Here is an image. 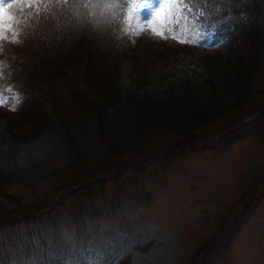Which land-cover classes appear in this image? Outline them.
<instances>
[{
    "label": "trees",
    "instance_id": "16d2710c",
    "mask_svg": "<svg viewBox=\"0 0 264 264\" xmlns=\"http://www.w3.org/2000/svg\"><path fill=\"white\" fill-rule=\"evenodd\" d=\"M217 8L219 15L207 22V40L180 45L151 39L152 47L143 49L135 40L139 37L124 34L120 20L127 9H114L112 20L111 13L102 17L100 9L65 0H30L21 14L11 16L19 42H2L0 87L14 90L6 95L22 97L18 110L32 116L27 124L33 122L35 128L16 135L10 129L14 116L0 107L1 125H7L0 128V160L6 166L16 160L34 173L41 172L40 163L52 186L64 174L63 183L56 184L78 183L64 189L70 198L49 212L52 220L62 222L61 231L43 229L41 234L34 227L32 242L15 248L18 264H89L102 253L110 259L124 236L156 242L142 250V243H133L117 264H172L165 245L158 243L171 237L161 228L105 221L128 203L120 197L100 208L96 197L113 179L119 183L126 171L107 182L108 172L100 170L106 180H98L102 173L95 163L115 165L119 154L138 157L158 130L200 137L258 101L260 93L253 86L264 65V0L201 5L208 12ZM210 39L223 41L213 46V54H208ZM146 162L138 161L132 174L143 175ZM10 169L4 170L0 161V189L17 174ZM25 175L32 185L42 182L40 176ZM22 222L18 224L28 226L33 219Z\"/></svg>",
    "mask_w": 264,
    "mask_h": 264
},
{
    "label": "rangeland",
    "instance_id": "374dc122",
    "mask_svg": "<svg viewBox=\"0 0 264 264\" xmlns=\"http://www.w3.org/2000/svg\"><path fill=\"white\" fill-rule=\"evenodd\" d=\"M29 1L10 0L6 13L21 14ZM151 39V33L145 31L135 40L143 49L152 47ZM214 49L209 48L208 54H213ZM253 87L260 93L255 104L236 111L200 137L192 136V140L178 132L158 130L138 157L126 159L119 154L115 165L111 161L95 163L96 171L106 170L109 174V179L102 173L98 180L109 182L117 173L126 171L119 183L113 179L96 197L100 208L106 203L109 207L120 197L128 203L105 221L134 224L152 231L161 228L171 237L158 243L165 245L172 264H264V65ZM1 108L14 116L11 117L16 122L10 124V129L16 135L35 128L33 122L27 124L31 115L25 117L20 109L13 112L8 107ZM0 128H7L6 123L0 122ZM0 161L4 170L10 167V172H17L9 176L7 187L0 189V264L3 259L9 264L18 262L16 246L32 242L34 227L41 234L43 229L47 233L61 231L62 222L52 220L49 212L58 202L70 198L64 189L78 187V183H64L63 187L56 184L63 183L64 174L52 186L47 170L38 162L40 173L27 172L16 160L11 164L7 161V166L6 161ZM138 161L149 165L141 176L133 175L131 170ZM25 174L40 176L41 184L28 183ZM116 184L126 190L117 191ZM104 194L106 197H102ZM23 218L33 219V223L18 224L23 223ZM58 224L60 228L56 227ZM153 242L156 239L144 236L141 250ZM34 262L30 260L28 264Z\"/></svg>",
    "mask_w": 264,
    "mask_h": 264
},
{
    "label": "snow or ice",
    "instance_id": "6c2138e0",
    "mask_svg": "<svg viewBox=\"0 0 264 264\" xmlns=\"http://www.w3.org/2000/svg\"><path fill=\"white\" fill-rule=\"evenodd\" d=\"M215 3V0H212ZM241 0H229V3H240ZM247 2V0H243ZM65 3H71L85 8L100 9V15L103 17L111 13V19H116L114 9H120L123 12L127 9L126 19L121 17V24L124 26V33L129 36L139 37L143 32L149 31L151 38L157 41H172L180 45L199 44L209 37L207 32V22L213 15H219L220 9L208 12L201 9V5H207L209 0H65ZM10 7L5 0H0V47L2 42L9 41L18 43L17 33L13 31L15 22L11 16L6 13V8ZM79 15V13H77ZM111 23V20L106 21ZM95 26H99V22ZM215 24L212 25L214 29ZM135 43V40H132ZM223 41L213 44L218 47ZM14 90L0 87V107H8L10 111H17L22 102L19 94L6 95ZM133 243H141L140 240H132L124 236L123 243L112 252L111 258L106 259L102 253L89 264H117L118 260L131 250ZM9 264H18L11 261Z\"/></svg>",
    "mask_w": 264,
    "mask_h": 264
}]
</instances>
